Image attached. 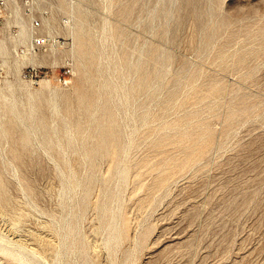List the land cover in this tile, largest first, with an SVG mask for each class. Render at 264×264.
Listing matches in <instances>:
<instances>
[{"label":"rangeland","instance_id":"obj_1","mask_svg":"<svg viewBox=\"0 0 264 264\" xmlns=\"http://www.w3.org/2000/svg\"><path fill=\"white\" fill-rule=\"evenodd\" d=\"M81 1L0 84V264H264V0Z\"/></svg>","mask_w":264,"mask_h":264},{"label":"built area","instance_id":"obj_2","mask_svg":"<svg viewBox=\"0 0 264 264\" xmlns=\"http://www.w3.org/2000/svg\"><path fill=\"white\" fill-rule=\"evenodd\" d=\"M56 1L0 0V42L7 45L10 53L9 58L0 53V84L3 79L14 76L8 71L6 59H26L21 71L27 73L35 70L38 74L39 68L48 66L37 67L44 58H50L70 44L69 39L53 31L49 23V15ZM23 23L27 27L26 35H23ZM66 66L62 65L64 73H70L71 69Z\"/></svg>","mask_w":264,"mask_h":264},{"label":"bare ground","instance_id":"obj_3","mask_svg":"<svg viewBox=\"0 0 264 264\" xmlns=\"http://www.w3.org/2000/svg\"><path fill=\"white\" fill-rule=\"evenodd\" d=\"M82 1L81 0H66V3L67 4H69V5H78L79 3H81ZM108 21V20H107ZM69 25H70V23H69ZM26 33H27V27H26V24L25 23H23V35H26ZM79 33L81 34V32L79 31ZM91 37V36H90ZM90 42H91V40H90ZM90 42H87V43H90ZM0 53L1 54H3L4 56H6V57H10V53L8 52V49H7V45L4 43V42H0ZM14 62L15 61H24L25 63H26V59H21V60H18V59H16V60H13ZM6 62L7 63H11L12 61H10L9 59H6ZM110 69V68H109ZM42 85H43V87H45V88H50V86H51V83H50V81L49 80H44V81H42ZM14 91V90H13ZM11 93H13V92H11ZM14 102H16V101H14ZM30 112V111H29ZM32 113V112H31ZM34 117V116H33ZM52 140V139H51ZM123 170H125L126 171V169H123ZM64 174V173H63ZM126 174V173H125ZM125 174L122 172V174H119V175H121V178L123 179L122 181H124L125 182V180H124V178H125ZM65 175V174H64ZM119 177V176H118ZM119 182H120V180H119ZM118 187V186H117ZM122 189V188H121ZM117 191V190H116ZM118 193H120V191L118 192ZM119 195V194H118ZM118 195H117V197H118ZM121 196V195H120ZM121 202V201H120ZM118 207V206H117ZM116 211H118V209L116 210ZM120 211V210H119ZM112 224V223H111ZM114 224H115V221L113 222V228H112V232H111V236H110V240L112 241H114V239L116 238V236L119 234H117L116 233V231H115V228H114ZM19 225V224H18ZM11 229V228H10ZM17 232V231H16ZM20 236V235H19ZM118 238H120L119 236H118ZM118 238H116V239H118ZM20 239V238H19ZM109 240V241H110ZM8 241V240H7ZM20 241V240H19ZM112 241V242H113ZM115 241H117V240H115ZM113 243H115V242H113ZM109 244H110V242H109ZM26 245V244H25ZM112 247V246H111ZM66 248H67V246H66ZM60 255V254H59ZM26 258V257H25ZM41 259H43V258H41ZM47 261V260H46ZM29 263V262H28ZM47 264V263H46Z\"/></svg>","mask_w":264,"mask_h":264}]
</instances>
